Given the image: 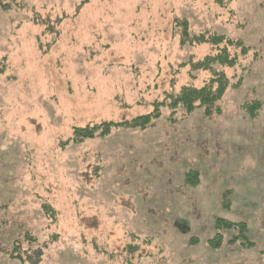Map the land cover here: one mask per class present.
<instances>
[{"label": "rangeland", "instance_id": "obj_1", "mask_svg": "<svg viewBox=\"0 0 264 264\" xmlns=\"http://www.w3.org/2000/svg\"><path fill=\"white\" fill-rule=\"evenodd\" d=\"M176 18L249 47L214 65L212 114L164 105L75 142L208 82L182 64L218 49L182 46ZM216 216L247 229L212 248ZM0 264H264V0H0Z\"/></svg>", "mask_w": 264, "mask_h": 264}, {"label": "trees", "instance_id": "obj_2", "mask_svg": "<svg viewBox=\"0 0 264 264\" xmlns=\"http://www.w3.org/2000/svg\"><path fill=\"white\" fill-rule=\"evenodd\" d=\"M219 4L225 6L233 0H217ZM5 10L10 8L9 4H1ZM175 25L180 27V43L182 46L186 44L200 45L209 44L218 49L217 53L207 55L203 60L193 62L192 60L182 65H191L192 70H204L211 74V78L208 82L198 88L195 86H183L179 93L172 94L169 96L171 102H155V108L152 112L136 116L131 120H125L122 122L107 121L94 126L75 127L74 129V141L80 142L85 138L93 137L98 130H101V134L105 135L111 131L113 127H131L146 129L149 126H153L158 118L161 117L162 113L160 108L164 105L170 106L171 108H177L180 104L186 109L187 112H192L196 108H204L206 115H211L215 105L220 101L227 89L231 86L229 78L223 71H218L214 68L215 64L221 66L234 67L238 62L237 56H232L229 51V46L240 47L242 54H246L249 51V47L246 46L242 40H233L225 35H219L216 33H202L191 35L189 30V22L187 19H175ZM221 45H224L221 47ZM234 87H238L239 84H234ZM261 107L259 100H254L250 104H246V111L252 118H256L258 111ZM199 172L197 170H191L186 174V182L189 185H197L199 183ZM229 208V204H225ZM44 207H49L45 205ZM53 210H50L52 213ZM215 229L216 234L209 240V244L212 248H219L223 243V230H246L247 224L245 222H236L220 216L215 217ZM197 242L196 240H192ZM231 242H237L236 238L231 239ZM248 245H253L252 242H248ZM38 253L35 254L37 257ZM14 256V255H13ZM17 258L24 261L19 255ZM39 259V257H38Z\"/></svg>", "mask_w": 264, "mask_h": 264}]
</instances>
